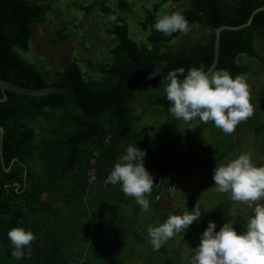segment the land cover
Here are the masks:
<instances>
[{"label": "trees", "instance_id": "16d2710c", "mask_svg": "<svg viewBox=\"0 0 264 264\" xmlns=\"http://www.w3.org/2000/svg\"><path fill=\"white\" fill-rule=\"evenodd\" d=\"M109 1L93 0L86 10L98 6L102 12H109L112 10L107 5ZM180 1L162 0L145 11L139 24L147 33V44L140 45L131 37L126 17H119L108 29L116 42L110 49L111 62L89 66L99 76L83 72L74 61L57 73L54 85H49L43 72L24 59L20 51L29 50L34 24L47 20L52 7L50 0H0V79L30 88L67 87L88 109L98 111L111 98L121 72L134 64L152 62L170 70L182 67L185 74L189 68L203 65L206 71L214 59V29L241 25L255 9L264 6V0H190L189 8L179 13L188 21V30L200 25L211 31L210 38L193 42L189 48L171 50L170 43L185 32L166 36L153 25L164 2ZM117 6L124 13L132 11L127 0H119ZM62 33L59 30V38ZM256 38L264 40V10L255 14L249 27L221 32L219 61L214 71L227 70L233 77L246 73L247 66L238 63L237 58L241 54L261 58L254 47ZM151 72L142 68L129 73L115 105L96 120L87 119L61 93L26 96L5 90L7 99L0 101L3 128L0 134V264H129L130 256L136 254L134 245H129L131 240L137 244L146 240L142 232L135 230L136 221L129 222L126 218L135 220L144 211L133 197L123 193L120 185H104L103 180L129 145L144 147L132 124L137 94L142 86L155 88L167 83V75L163 73L149 79ZM147 105H158L170 113L166 95L152 96ZM41 118L46 121L47 134L41 136L43 145L38 150L37 132L32 124ZM254 131L257 135L263 134L264 123L257 124ZM175 143L170 141V159L165 153H147L145 157V167L154 180L147 197L149 208H154V212L162 208L156 198L168 199L178 182L179 172L191 164L174 160L177 158ZM36 153L42 169L38 180L33 182L32 163ZM223 156L219 155V160ZM92 158L94 164L90 162ZM92 170H95V179L89 182ZM231 205H234L231 199L208 210L199 205V219L183 234L200 239L209 221L216 222L217 230L225 222L233 223L238 231L244 229L248 218L239 221L229 213ZM192 209L183 205L180 214ZM159 214L165 220L170 215L168 211ZM13 227L30 229L36 237L31 242V255L24 259L11 255L7 233ZM175 249L162 245L158 251L165 254L163 261H169Z\"/></svg>", "mask_w": 264, "mask_h": 264}, {"label": "rangeland", "instance_id": "374dc122", "mask_svg": "<svg viewBox=\"0 0 264 264\" xmlns=\"http://www.w3.org/2000/svg\"><path fill=\"white\" fill-rule=\"evenodd\" d=\"M161 1L127 0L132 11L124 13L123 9L121 11L117 6L119 0H111L107 3L112 9L109 12H102L98 6L87 11L86 8L93 4V0H50L52 7L47 14V20L34 24L29 50L20 51L21 56L43 72L49 85H54L57 73L74 61L79 64L83 72L89 71L90 76L97 77L98 73L89 70V66L98 67L100 64L111 62L110 49L116 44L108 29L119 21V17L125 16L130 36L140 45L147 44V33L142 31L139 21L143 20L145 11L150 10L153 3ZM189 5L190 0H181L175 4L164 2L158 17L182 11L189 8ZM59 30L63 31L61 38H59ZM210 33V30L200 25H193L174 39L169 48L171 50L189 48L193 42L206 41L210 38ZM254 47L260 59L247 54H241L237 58L238 63L246 65L248 69L239 76L249 86L253 115L237 125L236 130L230 135L223 133L212 121L203 123L197 119L191 123H184L177 121L171 113L165 112L158 105L148 106L147 101L152 96L165 95V86L140 87L135 110L132 112V124L136 127L135 132L144 142L143 150L151 155L165 153L170 159V141L174 140L176 142L174 149L177 153V158L174 160L191 163L187 170L184 168L179 172V179L171 190V196L166 200L162 197L158 199L163 212L179 215L180 207L183 205L200 209L199 205L202 204L203 208L208 210L217 203L230 199L228 194L216 191L212 178L213 170L217 164L226 163L242 152L249 153L257 165H264V133L257 135L254 131L257 124L264 123V40L256 38ZM32 125L37 132V146L40 150L43 145L41 136L47 134L46 121L41 118ZM222 154L225 156L219 160V155ZM41 169L42 162L39 154L36 153V160L32 163L31 181L38 180ZM233 203L229 210L230 214L235 215L239 221H243L244 217L250 218L251 206ZM161 210L159 212H162ZM159 212L149 208L148 211L140 213L135 220L129 216L126 221H136L135 230L147 235L149 226H158L165 220ZM167 217L168 215L165 216ZM243 230V228L239 229V231ZM183 233L184 230L176 233L163 244L167 248H176L169 261H163L165 254L153 250L149 240L139 244L131 240L129 245H134L136 254L130 256L129 264H193L192 258L195 248L200 244V239ZM127 249H130L129 246Z\"/></svg>", "mask_w": 264, "mask_h": 264}, {"label": "clouds", "instance_id": "9594fccd", "mask_svg": "<svg viewBox=\"0 0 264 264\" xmlns=\"http://www.w3.org/2000/svg\"><path fill=\"white\" fill-rule=\"evenodd\" d=\"M154 29L170 36L186 32L188 21L179 12L159 16ZM163 68L153 67L149 79L159 76ZM182 78V79H181ZM164 87L169 112L177 121L191 123L197 119L212 121L223 133L230 135L237 125L253 115L249 86L239 75L233 77L227 70L205 71L203 65L173 69L166 76ZM147 153L138 146L129 145L114 163L105 182L119 184L126 196L133 197L143 211L149 210L148 195L152 191L153 176L145 167ZM217 192L229 195L236 203L252 207V215L243 231L233 223L225 222L219 230L215 221H209L195 248L193 264H264V165H257L249 153L242 152L213 170ZM174 189V188H173ZM200 217L197 207L191 212L170 214L158 226L147 228V238L158 250L176 233L196 222ZM12 245V257L24 259L31 255L32 241L36 239L30 229L13 227L7 233Z\"/></svg>", "mask_w": 264, "mask_h": 264}, {"label": "water", "instance_id": "95a60500", "mask_svg": "<svg viewBox=\"0 0 264 264\" xmlns=\"http://www.w3.org/2000/svg\"><path fill=\"white\" fill-rule=\"evenodd\" d=\"M264 10V6H261L257 9H255L251 15L249 16L248 20L238 26H232V25H222L220 27H217L214 29L215 31V40H214V59L211 64V66L206 70L209 74L213 73L214 70L216 69L219 61V54H220V37H221V32L223 30H232V31H237L241 30L245 27H249L252 22L255 14L261 12ZM155 65H158L157 63H152V62H142L138 64H134L125 70H123L118 78V81L116 83L115 89L113 91V94L109 101L98 111H91L90 109L87 108V106L84 104L82 99L71 89L67 87H59V86H46L42 88H30V87H25L21 85H17L8 81H5L3 79H0V90L3 93V97L0 98V101H5L7 99V96L5 94V90H10V91H15L18 93H21L26 96H41L49 93H61L66 95L70 101L74 104V106L79 110L80 113H82L87 119L89 120H96L99 119L102 115L107 113L116 103L122 87L124 85V81L127 77V75L131 72H134L138 69H150L152 70ZM160 66V65H159ZM162 71L160 73H163L165 75L168 74L170 69H166L162 66H160ZM182 79V78H181ZM0 134H3V128L0 126ZM9 170V169H8ZM7 170V171H8Z\"/></svg>", "mask_w": 264, "mask_h": 264}, {"label": "built area", "instance_id": "2783aa9c", "mask_svg": "<svg viewBox=\"0 0 264 264\" xmlns=\"http://www.w3.org/2000/svg\"><path fill=\"white\" fill-rule=\"evenodd\" d=\"M90 162H91V164H94V163H95L94 158H92ZM93 179H95V170H92V172L90 173V179H89V182H92ZM105 180H106V178L103 180L104 185L110 184V183H106ZM118 185H119V184H117V185H113V186H118ZM162 188H164V187H162Z\"/></svg>", "mask_w": 264, "mask_h": 264}, {"label": "crops", "instance_id": "0c3cea01", "mask_svg": "<svg viewBox=\"0 0 264 264\" xmlns=\"http://www.w3.org/2000/svg\"><path fill=\"white\" fill-rule=\"evenodd\" d=\"M159 198L157 197L156 198V200H158ZM129 213V212H128ZM116 224V223H115ZM115 224H112V225H115ZM142 232V231H141ZM143 236H144V238H146L145 240H148V238H147V235L146 234H143ZM133 256H135V255H133Z\"/></svg>", "mask_w": 264, "mask_h": 264}]
</instances>
